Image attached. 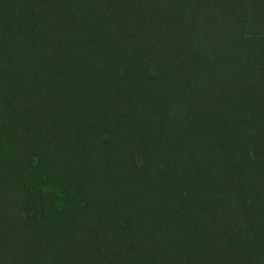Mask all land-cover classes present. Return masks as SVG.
I'll return each instance as SVG.
<instances>
[{
  "label": "trees",
  "instance_id": "obj_1",
  "mask_svg": "<svg viewBox=\"0 0 264 264\" xmlns=\"http://www.w3.org/2000/svg\"><path fill=\"white\" fill-rule=\"evenodd\" d=\"M0 264H264V0H0Z\"/></svg>",
  "mask_w": 264,
  "mask_h": 264
}]
</instances>
